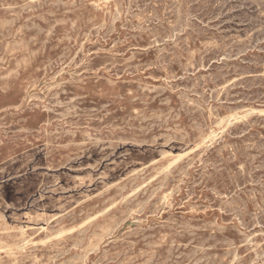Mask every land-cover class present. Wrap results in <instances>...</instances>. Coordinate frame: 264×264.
I'll return each mask as SVG.
<instances>
[{"label":"rangeland","instance_id":"rangeland-1","mask_svg":"<svg viewBox=\"0 0 264 264\" xmlns=\"http://www.w3.org/2000/svg\"><path fill=\"white\" fill-rule=\"evenodd\" d=\"M198 263L264 264V0H0V264Z\"/></svg>","mask_w":264,"mask_h":264},{"label":"bare ground","instance_id":"bare-ground-1","mask_svg":"<svg viewBox=\"0 0 264 264\" xmlns=\"http://www.w3.org/2000/svg\"><path fill=\"white\" fill-rule=\"evenodd\" d=\"M245 117V116H244ZM230 122V121H229ZM213 135V134H212ZM215 137V136H214ZM118 147V146H117ZM176 161H177V159H176ZM173 163H175V162H173ZM174 164H172V166H173ZM171 165H169L168 167H170ZM164 173V172H163ZM132 213V212H131ZM98 216V215H97ZM119 226V225H118ZM43 229H45V227H43ZM9 231H11V230H9ZM112 232V231H111ZM63 233V232H62ZM55 237V236H54ZM101 241V240H100ZM103 241V240H102ZM27 242V241H26ZM24 245H26V244H24ZM23 245V246H24ZM97 246H98V244H97ZM7 248V247H6ZM96 248H98V247H96ZM94 251V250H93ZM89 254V253H88ZM259 254V253H258ZM88 257V256H87ZM199 264V263H198Z\"/></svg>","mask_w":264,"mask_h":264}]
</instances>
